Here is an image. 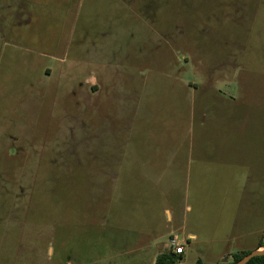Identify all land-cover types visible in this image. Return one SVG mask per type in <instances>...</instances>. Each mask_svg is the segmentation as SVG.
<instances>
[{
  "label": "rangeland",
  "instance_id": "obj_1",
  "mask_svg": "<svg viewBox=\"0 0 264 264\" xmlns=\"http://www.w3.org/2000/svg\"><path fill=\"white\" fill-rule=\"evenodd\" d=\"M248 95L262 112L264 0H0V264L251 250L263 150L195 148Z\"/></svg>",
  "mask_w": 264,
  "mask_h": 264
},
{
  "label": "crops",
  "instance_id": "obj_2",
  "mask_svg": "<svg viewBox=\"0 0 264 264\" xmlns=\"http://www.w3.org/2000/svg\"><path fill=\"white\" fill-rule=\"evenodd\" d=\"M232 101L233 102L232 106H230V109L222 107V109H220L218 106L215 108L217 118L215 120V126L218 132L219 128L221 129L222 139H217L214 142L209 141V143H207L208 141H200L198 143V147H195L199 150V152L196 154V157L200 158L201 161H203L209 155L206 149H213V152H215L219 156H222V153L226 149H233L235 156L234 159H238L239 161L241 160V156L242 158L243 156L251 157L253 149H259L263 150V152L261 151V155L264 159V130H257V128L260 129V127L263 126L264 115L261 116V114L264 110L262 112L259 110H255L257 105L255 102L250 100L249 95L247 97V100L238 99L234 101V99L232 98ZM257 119L258 121L262 122H259L258 124ZM190 147L193 151V144H191ZM246 160L249 159L246 158L245 161ZM145 176L146 175L141 174L140 177L143 178ZM144 179H148V177L146 176ZM165 211L167 214L169 213L167 209ZM263 232L264 220L261 227L260 237L254 243L253 248L251 250L239 249L237 253L252 252L263 249V247L257 249L258 242L260 241ZM244 235H246V233H244ZM187 239L196 240V235L193 233H189L187 235ZM233 254L235 253H227V259H230Z\"/></svg>",
  "mask_w": 264,
  "mask_h": 264
},
{
  "label": "trees",
  "instance_id": "obj_3",
  "mask_svg": "<svg viewBox=\"0 0 264 264\" xmlns=\"http://www.w3.org/2000/svg\"><path fill=\"white\" fill-rule=\"evenodd\" d=\"M264 247V232L261 236L260 241L258 242L257 249ZM249 252H240L235 253L231 256L232 261L231 263L223 262L221 264H232L240 260L244 255L248 254ZM182 255H176L173 252H163L159 254L154 261V264H176ZM196 264H205L201 261H197ZM246 264H264V255L263 256H256L251 258Z\"/></svg>",
  "mask_w": 264,
  "mask_h": 264
},
{
  "label": "built area",
  "instance_id": "obj_4",
  "mask_svg": "<svg viewBox=\"0 0 264 264\" xmlns=\"http://www.w3.org/2000/svg\"><path fill=\"white\" fill-rule=\"evenodd\" d=\"M168 246L171 249V251L176 255H182L184 252V247L182 244H180L177 237L169 238Z\"/></svg>",
  "mask_w": 264,
  "mask_h": 264
},
{
  "label": "water",
  "instance_id": "obj_5",
  "mask_svg": "<svg viewBox=\"0 0 264 264\" xmlns=\"http://www.w3.org/2000/svg\"><path fill=\"white\" fill-rule=\"evenodd\" d=\"M263 255H264V250L252 251V252H249L248 254L244 255L237 262H234L232 264H246L251 258L256 257V256H263Z\"/></svg>",
  "mask_w": 264,
  "mask_h": 264
},
{
  "label": "bare ground",
  "instance_id": "obj_6",
  "mask_svg": "<svg viewBox=\"0 0 264 264\" xmlns=\"http://www.w3.org/2000/svg\"><path fill=\"white\" fill-rule=\"evenodd\" d=\"M262 250V249H261Z\"/></svg>",
  "mask_w": 264,
  "mask_h": 264
}]
</instances>
